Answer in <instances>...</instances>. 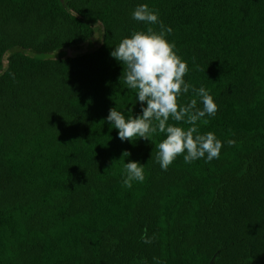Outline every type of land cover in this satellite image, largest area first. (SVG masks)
<instances>
[{"label": "trees", "instance_id": "obj_1", "mask_svg": "<svg viewBox=\"0 0 264 264\" xmlns=\"http://www.w3.org/2000/svg\"><path fill=\"white\" fill-rule=\"evenodd\" d=\"M141 4L218 105L196 125L223 143L218 159L165 171V134L121 141L107 122L146 106L111 57L160 30L133 19ZM97 31V50L47 57ZM192 99L202 110L191 89L179 103ZM133 161L145 179L128 188ZM0 264H264V0H0Z\"/></svg>", "mask_w": 264, "mask_h": 264}, {"label": "clouds", "instance_id": "obj_2", "mask_svg": "<svg viewBox=\"0 0 264 264\" xmlns=\"http://www.w3.org/2000/svg\"><path fill=\"white\" fill-rule=\"evenodd\" d=\"M134 20L147 25H160L157 31L149 26L146 31H135L128 38L122 39L111 57L123 66L121 80L127 87L136 92L137 102L145 105L141 115L126 118L117 108L109 110L107 122L118 130L121 141L151 140L154 134H165L166 138L156 145V160L162 170H167L174 161L183 156L185 163H192L205 158L208 162L218 159L223 143L214 133L200 134L197 122L206 116H215L218 105L205 87L196 89L185 77L189 72L188 63L177 54L175 42H169L167 34L172 32L164 28L159 14L141 4L132 13ZM192 92L200 98L203 109L197 108V100L182 106L180 97ZM169 120L177 123L170 124ZM191 125L185 129L179 123ZM203 123L208 121L203 119ZM229 146L234 141H228ZM131 154L125 151V157ZM123 185L131 188L134 181L145 179L144 166L138 162L125 163ZM145 243H152L145 239Z\"/></svg>", "mask_w": 264, "mask_h": 264}, {"label": "rangeland", "instance_id": "obj_3", "mask_svg": "<svg viewBox=\"0 0 264 264\" xmlns=\"http://www.w3.org/2000/svg\"><path fill=\"white\" fill-rule=\"evenodd\" d=\"M100 44H101V35H100V31H97L95 37L90 42H84L58 50L52 54H49L47 57L54 59L70 57V56L74 57L85 52L95 51L98 49ZM5 63L7 64V58L5 59ZM107 137L109 140L110 138H114L115 134L110 133L109 136Z\"/></svg>", "mask_w": 264, "mask_h": 264}]
</instances>
